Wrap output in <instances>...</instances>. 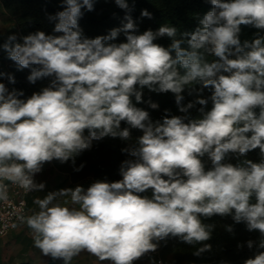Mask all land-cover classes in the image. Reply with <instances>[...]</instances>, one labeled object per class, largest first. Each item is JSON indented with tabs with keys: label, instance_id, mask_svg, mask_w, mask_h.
Masks as SVG:
<instances>
[{
	"label": "clouds",
	"instance_id": "9594fccd",
	"mask_svg": "<svg viewBox=\"0 0 264 264\" xmlns=\"http://www.w3.org/2000/svg\"><path fill=\"white\" fill-rule=\"evenodd\" d=\"M115 3L129 11L106 35L85 36L79 24L82 9L94 10V0H63L62 10L49 16L53 33L38 30L22 43L11 34L3 43L18 70L31 68L29 82L52 79L26 99L22 90L0 82V201L8 199L6 182L26 192L43 190L45 183L34 177L45 162L74 164L106 136L130 140V128H121L125 121L143 134L135 146L121 149L134 157L121 163L122 179L37 197L39 211L21 217L35 247L64 264L85 250L111 264H133L170 237L188 244L208 241L214 226L202 217L231 215L261 233L258 244L250 239L247 247L264 249V159L225 162L230 153L244 156L256 148L264 155V36L240 40L241 25L264 29V0H210L213 7L199 26L179 38L170 24L138 32L128 0ZM141 16L152 13L145 8ZM121 33L126 39L115 42ZM165 35L172 38L168 46L155 42ZM205 53L218 59L210 61ZM8 79L15 83L14 75ZM193 85H200L193 89L198 92L210 88L211 96L182 103L185 88ZM145 86L174 93L186 115L153 121L133 102L134 97L159 107L143 100ZM209 99L212 107L205 110ZM197 104L202 115L188 118ZM205 154L212 163L208 169ZM147 190L150 196L141 195ZM61 197L70 202H58ZM210 248L204 243L193 254ZM243 264H264V251Z\"/></svg>",
	"mask_w": 264,
	"mask_h": 264
},
{
	"label": "trees",
	"instance_id": "16d2710c",
	"mask_svg": "<svg viewBox=\"0 0 264 264\" xmlns=\"http://www.w3.org/2000/svg\"><path fill=\"white\" fill-rule=\"evenodd\" d=\"M4 3H7L4 0ZM130 6V14L138 25V32H143L149 28L157 30L162 24H170L178 29L177 38L183 32H190L195 30L199 26V20L203 15L209 11L213 6L210 0H128ZM63 0H46L44 4L40 6L27 9L23 12L24 16H30L25 24H31L33 27L44 31L46 34L53 33L55 21L49 18L50 15H54L56 12L62 10ZM147 9L152 13L151 18L142 17L141 10ZM84 12L83 16L79 20V24L83 29V34L88 37L94 38L97 35H106L114 28L121 26L124 21V17L127 11L121 9L116 5L115 0H94V10L88 11L82 9ZM257 35L264 36V29H257L252 25H241L240 40L252 41ZM25 36V35H24ZM126 39L123 33H121L115 40L119 43ZM172 41V38L167 35L158 38L155 42L168 46ZM187 47V45H182ZM205 57L208 60L218 59L212 54L205 53ZM12 68V70H11ZM183 71V70H181ZM31 72V68L28 70H18L15 62L10 67V74L14 75L15 82L18 80L28 81L27 77ZM10 90L16 89L15 83L9 81ZM200 85H193L189 88H185L182 93L184 100L182 103L187 104L190 100H194L197 95L204 97L211 96V89L205 88L203 92H198L193 89H198ZM25 91L24 89L22 90ZM191 92V94H189ZM151 99L159 104V107L152 109L146 102H136L133 97V102L138 107L144 108L149 111L150 114H164V115H180L185 116V113L179 111L178 105L175 101V94L171 91L157 93L150 91L146 86L143 88V100L148 101ZM201 105L197 104L196 107L189 110L188 118H196L202 114L198 111ZM205 110H209L212 107L211 99L208 100V104ZM168 109V112H165ZM258 111V109H257ZM205 164V168H211L212 163L207 154L201 158ZM244 159H250L254 162H260L264 159V155L261 154L260 149L256 148L247 152L244 156H237L235 153H230L225 162H231L237 164L242 162ZM253 197V201H254ZM202 222L207 225H213L212 234L208 241L199 242L196 244V249L202 244L207 243L211 245L209 250L196 255V264H200L201 260H204L210 254H216L218 258V264H243V261L249 257L254 256L259 251H264L256 246L259 240L262 238L259 230L249 231L244 222H234L231 215H213L212 217H202ZM227 225H232V231L226 230ZM253 240L256 242L253 248L247 247V241ZM186 243V242H185ZM179 238L170 237L167 244L170 248L174 247L173 251H177L183 248L185 244ZM243 245V247H238ZM160 248V247H158ZM163 256L165 254L160 248ZM166 258V257H165ZM167 259V258H166ZM168 260V259H167ZM61 261L51 259L49 264H57ZM171 261V260H170ZM173 262V261H171Z\"/></svg>",
	"mask_w": 264,
	"mask_h": 264
},
{
	"label": "rangeland",
	"instance_id": "374dc122",
	"mask_svg": "<svg viewBox=\"0 0 264 264\" xmlns=\"http://www.w3.org/2000/svg\"><path fill=\"white\" fill-rule=\"evenodd\" d=\"M5 2L7 3L9 12L8 17L14 20L16 29L19 30L23 36L40 30L37 27H33L31 24H25L26 20L31 17L27 15L24 16L23 12L27 9L44 4L46 0H5ZM23 70H28V68H24ZM51 79V77H45L38 79L35 83L18 80L15 82V86L18 87V90H25L21 98L26 99L31 96L33 92H39L42 88L48 86ZM164 116V114H150L153 121H162ZM124 127L130 128V140L125 141L119 137L106 136L101 140L93 141L90 149L84 150L75 157L74 164L71 160L62 163L57 159H53L52 162H54L60 170L69 171L78 178L91 176L97 180H105L108 182L120 180L122 179L120 174L121 163L126 159H134L128 152L121 151V149L135 146L137 138L143 134L142 130L131 128L125 121H122L121 128ZM85 134H87V130H85ZM81 163L84 164V167L77 171L76 168ZM141 195L150 196L151 190H147ZM168 239L160 241L158 247L163 250L165 257L169 261H173L174 264H196V255L193 254L196 250V244L184 242L185 244H183L182 249L173 251L174 247L170 248V245L167 244ZM84 253L85 252L82 251L78 256H75L71 264H110L111 262L107 260L101 261L93 254L89 257H85ZM57 264H64V261L61 260ZM133 264L154 263L147 259H137ZM200 264H218V258L216 254H210L205 257L204 260H201Z\"/></svg>",
	"mask_w": 264,
	"mask_h": 264
},
{
	"label": "crops",
	"instance_id": "0c3cea01",
	"mask_svg": "<svg viewBox=\"0 0 264 264\" xmlns=\"http://www.w3.org/2000/svg\"><path fill=\"white\" fill-rule=\"evenodd\" d=\"M8 15L4 0H0V82L5 83L10 90L8 74H10V67L14 61L8 57L2 45L11 34H15L17 42L22 43L23 35L16 29L14 20ZM35 178L38 183L44 182L45 188L28 196L27 216L39 211V206L34 203L37 197L43 198L48 192L74 188L77 185H81L86 190L97 181L91 176L78 178L69 171L60 170L52 161L45 162L41 171L35 174ZM58 202L65 203L70 200L68 197H61ZM84 252L85 257L91 255L86 250ZM51 259L50 255H44L39 248L34 246L32 231L25 222L8 234L0 236V264H49ZM58 260L60 259H56Z\"/></svg>",
	"mask_w": 264,
	"mask_h": 264
},
{
	"label": "built area",
	"instance_id": "2783aa9c",
	"mask_svg": "<svg viewBox=\"0 0 264 264\" xmlns=\"http://www.w3.org/2000/svg\"><path fill=\"white\" fill-rule=\"evenodd\" d=\"M6 183L9 185L8 199L0 201V236L8 234L24 222L21 217L28 215V196L36 192H26L18 185ZM139 259L151 260L154 264H174L163 256L160 248L144 254Z\"/></svg>",
	"mask_w": 264,
	"mask_h": 264
}]
</instances>
